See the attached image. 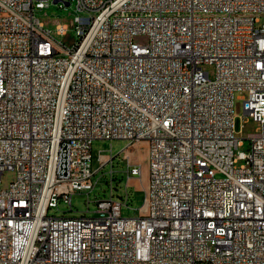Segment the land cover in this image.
I'll use <instances>...</instances> for the list:
<instances>
[{
	"label": "built area",
	"instance_id": "built-area-1",
	"mask_svg": "<svg viewBox=\"0 0 264 264\" xmlns=\"http://www.w3.org/2000/svg\"><path fill=\"white\" fill-rule=\"evenodd\" d=\"M73 3L67 47L37 17L50 0H0V264H264V0ZM97 140L148 143L138 217L112 186L93 216L57 215L94 189Z\"/></svg>",
	"mask_w": 264,
	"mask_h": 264
},
{
	"label": "rangeland",
	"instance_id": "rangeland-1",
	"mask_svg": "<svg viewBox=\"0 0 264 264\" xmlns=\"http://www.w3.org/2000/svg\"><path fill=\"white\" fill-rule=\"evenodd\" d=\"M77 15L75 3L71 6L60 8L58 4H54L50 0V6L37 12V17L42 22L46 23V29L51 30L53 37L58 42L64 43L67 47H72L77 41L75 27L72 22ZM56 22L64 23L69 26L66 36L56 34ZM264 24V18L257 26ZM137 44L146 45L149 40L146 36H137L134 38ZM204 70L209 73L211 79L215 78V67L213 65L203 66ZM247 93L245 91H237L234 96V116L235 129L238 137L244 139V145L240 151H248L249 140L248 136L254 134L259 127L258 123L254 122L244 112V99ZM128 146L126 141L121 140H97L92 145L93 169L97 172L93 176L94 189L89 191H77L72 196L74 210L69 211L65 204L59 205V210H56L57 215H66L68 217L80 216L82 213H87L88 216H93L96 211V201L109 198L111 195V186L113 188L114 198L125 204L126 193L129 194V208L123 206L122 216L128 218H136L139 216V209L144 204V189L148 184V148L147 142L135 143L128 148L125 153L123 150ZM106 156L107 164L100 169L99 155ZM140 164L143 169L142 178H130L127 176V164ZM14 172L7 171L2 176L1 188L6 189L14 179ZM128 184V186H127ZM127 186V187H126Z\"/></svg>",
	"mask_w": 264,
	"mask_h": 264
},
{
	"label": "water",
	"instance_id": "water-1",
	"mask_svg": "<svg viewBox=\"0 0 264 264\" xmlns=\"http://www.w3.org/2000/svg\"><path fill=\"white\" fill-rule=\"evenodd\" d=\"M60 0H54V4H57ZM69 6V4H67Z\"/></svg>",
	"mask_w": 264,
	"mask_h": 264
}]
</instances>
